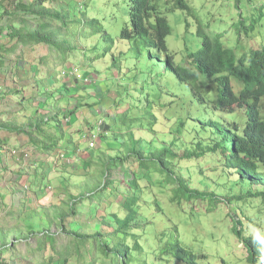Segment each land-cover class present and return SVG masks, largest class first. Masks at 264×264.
Here are the masks:
<instances>
[{"label":"trees","instance_id":"obj_1","mask_svg":"<svg viewBox=\"0 0 264 264\" xmlns=\"http://www.w3.org/2000/svg\"><path fill=\"white\" fill-rule=\"evenodd\" d=\"M177 8L196 17L189 0H0V132L26 135L43 156H9L0 134V264H200L180 222L221 204L244 260L264 264V43L241 48L198 20L199 48L177 61L166 15ZM256 23L242 21L239 37L264 36ZM19 46L35 52L36 67L16 65ZM105 60L118 68L99 78L103 91L78 87L75 71L101 73ZM68 98L73 109L56 104ZM30 100L38 106L20 116ZM102 102L94 131L109 146L92 156L83 121L74 133L63 121ZM162 113L168 131L157 130ZM54 171L63 191H54ZM46 192L58 195L50 206L40 204ZM253 200L260 217L251 229L247 209L231 210Z\"/></svg>","mask_w":264,"mask_h":264},{"label":"rangeland","instance_id":"obj_2","mask_svg":"<svg viewBox=\"0 0 264 264\" xmlns=\"http://www.w3.org/2000/svg\"><path fill=\"white\" fill-rule=\"evenodd\" d=\"M170 2V1H169ZM189 2L195 6L196 17L190 16L187 14L185 10L175 9L166 13L169 24L171 26V34L167 38L169 48L176 53L177 61H180L184 56L188 54L189 51H196L199 48V40L197 38V27L198 20H201L205 23V26L209 30L214 31H223L226 34L229 33L231 36L227 35V39L231 41L238 40L240 41V46L242 47H258L260 45V41L264 43V36L253 38L248 34H243L239 37L238 27L242 21H247L248 24L252 22L253 19H257L256 26L258 28L264 29V15L260 18L261 12H264V0H189ZM171 6V3L168 4ZM189 22V24H188ZM259 33L256 32V34ZM4 39V38H3ZM8 45H11L13 41H7ZM35 52L32 51L28 47L19 46L17 52L12 55L13 59L16 61V65L18 63L25 66V68L31 67V63L33 62L34 66H37V61H35ZM14 65V62H12ZM97 68L101 70V73L93 75V77L87 76V71L84 74H80L78 70L75 71V76L78 79L82 80L78 84V87H84V89L93 90L95 93H100V91L104 89L102 85L99 84L100 77H103L108 74V72H113L117 70V65L110 62V60H105L97 63ZM110 69V70H107ZM149 72V70H147ZM9 72L7 75H10ZM85 77V79H82ZM11 77H6V82L11 84ZM74 80V79H72ZM86 80V81H85ZM85 81V82H84ZM95 81V82H94ZM72 84V83H71ZM73 89V88H72ZM76 89V88H74ZM1 95V91H0ZM28 96L31 95L30 92L27 93ZM67 100H59L56 104H60L65 106V108L73 109L74 102L72 99L68 98ZM109 104L112 100L111 97L109 99H105ZM16 102V98L14 99ZM38 101L33 102L30 100L27 102L30 110L26 111V113L20 115L24 116L28 113H31L34 106L36 108L38 106ZM184 109H189V106L184 104ZM105 105L102 102V106L99 107L100 110L96 111L95 106L88 108L89 111L85 109H81L76 114H72L70 119L68 117L63 121L64 128L69 130L70 133H74L75 130L81 125V121L84 123L85 131H89V128L96 125L98 120L102 118V114H104ZM5 109V104L0 99V116H2V110ZM49 108L46 107L41 111L43 114H48ZM91 111V112H90ZM103 112V113H102ZM188 111L181 112L184 116ZM110 114V113H109ZM164 113L160 115L161 119L157 126L158 131H168V127L164 125L167 121L163 118ZM7 119V117H5ZM1 137L3 139H7L8 143L6 146V150L9 152V156L13 154H21L19 159L22 161L24 159L23 156H28L25 159V163L29 162V159H43L41 153L34 151V149L29 148L28 137L24 134L19 135L17 132L10 131L9 129H2ZM111 133H108L110 136ZM141 134V133H140ZM87 134H84L85 137ZM164 137L163 134H161ZM83 137V138H84ZM81 142H83L81 140ZM112 146H116L115 143H111ZM161 143H157V146H160ZM106 146H109V143L105 140L97 142L96 146L89 152L92 156L98 155V149H105ZM97 151V152H96ZM83 152V151H82ZM86 152L84 155H87ZM74 163V159L71 162H66V166H69L70 163ZM77 166L74 167L76 173L80 174V179H86L85 175H81L84 172V164L78 163ZM194 171V167H193ZM118 175H120L118 173ZM53 180L54 191H63L64 182L62 183L63 175L59 174L58 171L53 172ZM25 178L23 179V182ZM222 183V182H221ZM221 183H217L212 186V189L217 191L220 194H224L227 191L230 193L228 188L233 185V182H228V188L225 187ZM47 193V192H46ZM58 197V195H54V193H47L45 197L40 200V204L45 206H50L53 204L54 200ZM10 198V196H8ZM115 200V198H113ZM117 201H121V198H117ZM170 200H165V203L168 207ZM257 200L251 201L245 205L243 202L239 204L236 201L232 202V210L231 214L234 213V210L239 211V214L242 216L241 209H247L248 218L251 220L259 219L260 213L257 212L256 208ZM41 206V205H40ZM104 205L103 207H105ZM221 207L215 213H205L204 211L200 214L194 215L191 219L187 221H181V233L182 240L185 245L191 248L193 251L197 252V261L200 264H249L246 259V253L243 252L240 247L239 237L232 232V227L228 226V221L231 219L228 217L230 212V208L227 204H221ZM219 207V206H218ZM81 209V207H80ZM43 216H46L43 213ZM78 219L83 222L85 218L82 215L78 216ZM39 222L44 223L46 219H37ZM81 222V223H82ZM254 222L259 221H250L251 229L254 228ZM94 225H90L88 228L93 229ZM55 231V230H54ZM22 247V246H21ZM209 254L208 257L203 256V254ZM86 256L83 251V256L80 261H85ZM78 260L71 261V264L78 263Z\"/></svg>","mask_w":264,"mask_h":264},{"label":"clouds","instance_id":"obj_3","mask_svg":"<svg viewBox=\"0 0 264 264\" xmlns=\"http://www.w3.org/2000/svg\"><path fill=\"white\" fill-rule=\"evenodd\" d=\"M82 79H85V77H83ZM80 81H82V80H80ZM102 121H103V119H99L97 124H96V127L99 126L102 123ZM94 126L89 128V131L87 132V135H86V138H85L87 146H88L87 147L88 149H93L96 146L97 142H98L97 137H98V131H99L100 128H98L97 131L96 130L94 131ZM89 134H91V135L89 136Z\"/></svg>","mask_w":264,"mask_h":264}]
</instances>
